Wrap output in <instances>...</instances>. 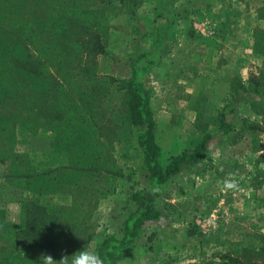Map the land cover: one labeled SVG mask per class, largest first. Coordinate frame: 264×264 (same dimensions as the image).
Segmentation results:
<instances>
[{
	"label": "rangeland",
	"instance_id": "obj_1",
	"mask_svg": "<svg viewBox=\"0 0 264 264\" xmlns=\"http://www.w3.org/2000/svg\"><path fill=\"white\" fill-rule=\"evenodd\" d=\"M84 2L92 12L104 4V0ZM116 2L108 11L111 13L100 15L96 24L100 50L90 59L96 82H84L85 92L92 86L100 93L93 100L94 142L100 145L82 149V158H95L97 151L106 159L104 177L98 183L104 195L86 192L90 220L83 233L71 237L74 246L69 255L90 242L95 250L104 235L117 231L127 215L130 194L146 186L145 178L136 171L138 152L128 125L124 92L112 80L128 76L123 59L130 54L131 39L142 34L140 45L146 51L163 12L158 0H141L138 5L136 0H127L124 5ZM215 7L230 9L241 25L238 51L231 54V78L245 89L264 93V0L177 1L167 29L176 21L177 12H182L184 33L178 35L181 40L170 42L167 53H161L157 65L148 70L153 132L161 164L217 129L219 92L213 89L212 75L211 79L208 74L203 76V66L194 64L208 54L198 44L216 36L217 27L209 18ZM233 119L231 137L217 143L197 168L185 171L160 195L167 219L144 228L137 244L124 255L123 264H225V257L238 263L264 264V110L238 106ZM109 134V138L104 137ZM14 137L16 153L24 154L37 172L67 166L64 153L50 150L47 133L32 135L16 126ZM7 168L0 163V220L18 227L20 203L33 198L22 187L23 181L8 179ZM227 179H234L239 190H224ZM56 198L35 196L40 205L58 204ZM73 198L78 196L63 194L59 204L68 205ZM5 250L0 243V255ZM18 253L24 255L23 260L41 264V252L24 250L14 256ZM16 262L10 259L3 264Z\"/></svg>",
	"mask_w": 264,
	"mask_h": 264
},
{
	"label": "trees",
	"instance_id": "obj_2",
	"mask_svg": "<svg viewBox=\"0 0 264 264\" xmlns=\"http://www.w3.org/2000/svg\"><path fill=\"white\" fill-rule=\"evenodd\" d=\"M115 1L124 5L127 0H104L97 12L88 9L84 0H0V163L8 165V179L23 181L22 187L33 198L20 203L18 227L0 220L2 251L7 247L0 255V264L10 259L17 260L16 264H35L23 260L21 253L14 256L24 250L49 254L56 260L69 255L74 246L71 237L83 233L90 220L86 192L104 195L98 183L104 177L106 159L97 151L95 158H82L83 150L98 144L94 142L97 128L93 126V100L96 94L100 97L92 86L85 92L84 82H96L90 60L100 50L96 24L100 15L111 13L108 11ZM177 1L158 0L162 19L155 24L148 49L141 48L142 34L133 37L130 54L123 59L128 76L112 80L124 92L128 125L138 152L136 171L145 178L146 186L130 194L128 212L118 230L97 243L95 251L105 264H118L137 244L146 226L167 219L160 195L185 171L197 168L217 143L231 137L233 113L238 106L264 110V93L245 89L235 81L236 87L219 108L216 131L170 156L165 164L159 162L161 150L153 132L148 70L157 64L161 53L169 50L171 40L166 29ZM16 126L32 135L47 133L50 150L64 153L67 166L45 172L34 170L24 154L15 151ZM72 193L78 199H71L65 206L59 204L63 194ZM41 194L56 196L58 204L40 205L35 196ZM223 259L225 264H244L229 257Z\"/></svg>",
	"mask_w": 264,
	"mask_h": 264
},
{
	"label": "crops",
	"instance_id": "obj_3",
	"mask_svg": "<svg viewBox=\"0 0 264 264\" xmlns=\"http://www.w3.org/2000/svg\"><path fill=\"white\" fill-rule=\"evenodd\" d=\"M178 7H180V4ZM175 11L176 10H173V13H176ZM177 14L178 16H175L176 21L166 31L171 42L174 39H176V41L181 40L179 38L180 36L178 37L179 34L184 33V30L182 31L181 27H186L184 24V14L182 12H177ZM209 15L210 21H213L214 26L217 27L216 36L212 37L211 39L213 40H209L207 43L203 42V44H198V46L203 47L208 54L202 60H198L197 63L195 61L194 64L203 66V76L208 74L210 77L209 79H211L212 75L213 89L215 88L214 90L219 92L220 108L228 100L232 90L236 87V82L231 78V72L233 70L231 54L237 53L238 51L237 30L238 28L240 29L241 25H239L235 13H232V11L226 7H215L210 11ZM176 23H180L181 26H176ZM176 30L178 34L175 33ZM173 34H176L177 38H175ZM182 42H184V40ZM166 53L167 51L164 54Z\"/></svg>",
	"mask_w": 264,
	"mask_h": 264
},
{
	"label": "clouds",
	"instance_id": "obj_4",
	"mask_svg": "<svg viewBox=\"0 0 264 264\" xmlns=\"http://www.w3.org/2000/svg\"><path fill=\"white\" fill-rule=\"evenodd\" d=\"M224 190H239L238 183L234 179L224 182ZM41 264H105L104 259L91 247V242L71 255L63 254L59 260L49 254H42ZM118 264H123V260Z\"/></svg>",
	"mask_w": 264,
	"mask_h": 264
}]
</instances>
